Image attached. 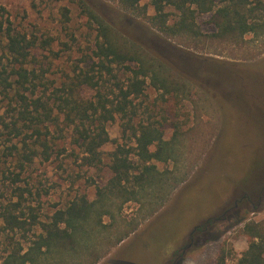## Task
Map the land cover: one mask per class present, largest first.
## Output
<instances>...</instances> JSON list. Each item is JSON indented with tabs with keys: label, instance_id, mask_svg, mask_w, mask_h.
<instances>
[{
	"label": "rangeland",
	"instance_id": "374dc122",
	"mask_svg": "<svg viewBox=\"0 0 264 264\" xmlns=\"http://www.w3.org/2000/svg\"><path fill=\"white\" fill-rule=\"evenodd\" d=\"M122 1L0 0V57L6 63L3 33L8 20L14 33L34 44L25 68L34 71L38 87L24 104L13 92L5 97L0 89V213L9 210L27 223L25 230L4 231L0 218V261L19 246L27 249L57 210L81 197L95 199L110 178V155L116 149L127 151L134 166L139 164L127 128L138 122L156 120L163 125L167 145L162 155L169 158L152 164L162 180L161 198L167 197L150 216L156 200L149 197L116 214L112 228L100 233L102 245L116 241L133 224L140 225L107 264H215L221 254L226 264H234L250 241L244 225L264 221V33L218 36L210 19L226 1L214 0L207 14L190 6L191 33L167 36L158 23L165 19L171 26L178 21L180 13L173 4L140 0L130 7ZM156 4L163 16L156 15ZM84 5L114 28L118 41L131 40L157 55L161 77L176 82L178 93L158 90L145 79L141 96L132 99L137 118L131 123L118 115L105 123L112 142L100 148L95 166L85 165V155L75 145L77 135L61 121L50 126V134L41 129L49 161L36 156L26 162L23 139L12 138L1 121L11 128L19 109L33 108L35 99L63 90L94 101L95 91L78 83L86 75L116 103L118 94L110 91L130 79L124 66H114V78L92 70L97 62L96 30L83 13ZM27 143L34 148L32 140ZM11 202L19 204L15 211Z\"/></svg>",
	"mask_w": 264,
	"mask_h": 264
},
{
	"label": "trees",
	"instance_id": "16d2710c",
	"mask_svg": "<svg viewBox=\"0 0 264 264\" xmlns=\"http://www.w3.org/2000/svg\"><path fill=\"white\" fill-rule=\"evenodd\" d=\"M139 1L123 0L122 4L133 7ZM167 1L180 13L178 21L171 26H166L165 19L158 23L159 31L167 36L192 32L194 12L189 9L190 6H194L198 14L210 13L214 7V0ZM225 1L226 5L217 9L210 19L211 24L219 29L218 36L228 33L240 36L264 33V0ZM154 9L156 15L163 16L160 4H156ZM83 13L96 30L93 56L97 62L93 63L92 70L99 72L101 76L114 78V66H124L130 73V79L125 86L116 84L110 91V95L114 94V90L117 92L116 103L106 99L99 84L86 75L79 77L78 83L87 84L95 91L94 101L79 100L71 90L69 92L63 90L61 93L51 94L48 99L42 97L35 99L33 108L19 109L11 122V128L1 121V124L10 131L12 138L23 139L27 153L22 156L26 162H30L36 156H43L44 161H49L48 145L46 140L41 139L43 137L41 129L44 128L45 134H50V126L57 127L61 121L77 135L75 145L85 155L83 159L85 165L95 166L100 163V148L112 142L105 132V123L114 121L118 115L122 118L127 117L131 123L137 118L138 110L132 104V99L141 96L145 79L149 78L151 84L158 90L165 89L166 93H178L176 82L161 77L162 61L157 55L131 40L118 41L114 28L86 5L83 7ZM2 25L3 23L0 27ZM3 34L7 60L4 63L3 57H0V89L5 97L13 92L16 99L24 104L27 98L35 96L38 90L34 82L37 78L34 71L25 68L34 44L26 37L14 33L8 20ZM146 55L147 57H144ZM132 65L134 68H131ZM127 128L131 130L135 157L139 164L134 166L127 157L129 154L127 151L122 148L116 149L110 155L108 166L110 178L103 188L96 191L93 202L88 203L81 197L79 201L70 202L64 210H57L48 223L41 225L40 233L33 236L27 249L23 250L22 246L13 249L0 264H77L84 254L83 250L87 251L88 247L97 244L99 238L94 229L105 228L102 224L104 216L113 222L114 212L120 213L123 204L132 202L140 205L141 199L145 197L156 200V203H153L156 208L148 216L155 214L163 206L167 195L161 198L160 174L152 164L153 161L165 163L169 158L162 155L167 145L163 140V125L155 120L134 125L132 123L127 125ZM27 140H32L33 149ZM151 146L156 150L151 152L149 150ZM129 184L131 187H128ZM9 205L15 211L19 204L11 202ZM0 218L5 225L4 231L25 230L27 226L26 221L6 209L0 213ZM31 218L33 224H38L35 217ZM139 223L133 224L130 233H125L112 246L124 240ZM243 233L250 241L247 250L234 264H264V221L246 223ZM89 255L92 256V251ZM97 260L89 264H95ZM225 261V255L221 254L215 264H226Z\"/></svg>",
	"mask_w": 264,
	"mask_h": 264
},
{
	"label": "crops",
	"instance_id": "0c3cea01",
	"mask_svg": "<svg viewBox=\"0 0 264 264\" xmlns=\"http://www.w3.org/2000/svg\"><path fill=\"white\" fill-rule=\"evenodd\" d=\"M94 200H95V199H91V200H89V201H87V202L90 203V202H93ZM129 203H131V202H127V203H125V204L122 205V209H121L120 213L125 209V207H126ZM113 216H114V218H115V217H116V213H114ZM105 219H107V223H106ZM102 224L105 226V228H103V229H99V230H96V229L93 228V229L97 232L96 236H97L98 238L103 237L100 233H102L103 231H108L110 228H112V225L114 224V221L112 222L111 219H110L109 217L104 216V217L102 218ZM131 225H132V224H131ZM139 225H140V223H139L138 226L134 229V231H133L131 234H129L128 236L132 235V234L137 230V228L139 227ZM93 229H91V231H92ZM131 230H132V227H131L129 230H127L126 232L121 233V234L119 235V237L116 239V241H117L119 238L123 237L125 233H127V232L130 233ZM98 231H99L100 233H99ZM128 236H127V237H128ZM127 237H126L124 240H122L119 244H117V245H113V246H112V244H114L116 241H114V242L106 241L107 243H105L104 245H102L101 240L98 239L99 241H98V240L96 241V243H97L96 245H93V246H91V247H88V248H87V251H86L85 249L83 250L84 254L81 256V258H80V260L78 261V263L80 264V262H82V261H86L85 264H87V263H91V262H93L95 259H98V260L96 261L95 264H107V263L113 258V256H114L113 254L116 252V250H117L119 247L121 248V246H122L121 244L125 242V240L127 239ZM108 238H109V236L106 237L105 239L108 240ZM120 248H119V249H120ZM91 251H92V257H93V260H90V261H89V259L91 258V256L89 255ZM104 253H105V254H104ZM100 255H101V256H100Z\"/></svg>",
	"mask_w": 264,
	"mask_h": 264
},
{
	"label": "flooded vegetation",
	"instance_id": "af4514ba",
	"mask_svg": "<svg viewBox=\"0 0 264 264\" xmlns=\"http://www.w3.org/2000/svg\"><path fill=\"white\" fill-rule=\"evenodd\" d=\"M194 231H195V230H194ZM194 231H193V232H194ZM193 232H192V233H193Z\"/></svg>",
	"mask_w": 264,
	"mask_h": 264
}]
</instances>
